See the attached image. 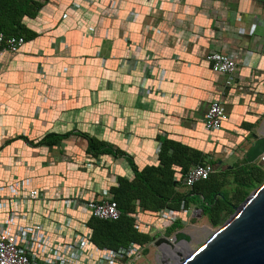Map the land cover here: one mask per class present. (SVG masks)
I'll return each mask as SVG.
<instances>
[{"label": "crops", "instance_id": "0c3cea01", "mask_svg": "<svg viewBox=\"0 0 264 264\" xmlns=\"http://www.w3.org/2000/svg\"><path fill=\"white\" fill-rule=\"evenodd\" d=\"M24 23L36 36L0 54V223L6 234L41 226L39 257L68 242L70 229H55L66 213L87 233L88 214L65 210L63 196L109 198L132 164L156 163L162 139L208 154L215 169L264 130V0H47ZM210 52L235 59L232 79L211 69ZM214 99L225 118L209 134L202 121ZM46 134L58 140L40 143ZM88 137L104 152L88 153ZM20 184L44 198L16 206ZM151 224L153 235L170 223Z\"/></svg>", "mask_w": 264, "mask_h": 264}, {"label": "trees", "instance_id": "16d2710c", "mask_svg": "<svg viewBox=\"0 0 264 264\" xmlns=\"http://www.w3.org/2000/svg\"><path fill=\"white\" fill-rule=\"evenodd\" d=\"M46 1L0 0V32L33 39L36 32L25 25L24 19L34 18ZM57 140V135L46 134L39 142L51 145ZM102 146V142L88 137V153H102ZM207 157L208 154L179 141L162 139L155 164L142 168L132 164V176H117L115 184L109 187L119 217L110 220L87 215L82 221L90 244L98 250H116L134 243L145 246V253L153 238L150 224L159 217V211L169 209L180 213L193 202L211 225H221L264 181V164L248 163L243 156L228 167H216L206 179L194 183L190 191L182 190L185 173L190 167L204 163ZM208 160L214 165V161ZM181 222V219L172 221L164 233L170 235L181 227Z\"/></svg>", "mask_w": 264, "mask_h": 264}, {"label": "built area", "instance_id": "2783aa9c", "mask_svg": "<svg viewBox=\"0 0 264 264\" xmlns=\"http://www.w3.org/2000/svg\"><path fill=\"white\" fill-rule=\"evenodd\" d=\"M23 44L24 38L22 36H5L0 32V54L4 52L16 53ZM205 58L214 72L227 75L229 79H232L237 72L238 63L226 53L210 52ZM147 72L150 74L151 68L148 67ZM163 75L164 73L161 71L156 77L157 80L161 81L164 78ZM146 79L147 77H144L139 85V92L141 93L150 90L149 86L145 84ZM224 118L223 102L220 99L210 101L204 113L203 129L209 134L219 130ZM261 136H264V130L261 131ZM208 159L209 157L206 158L204 163L190 167L182 177L181 185L186 190H190L194 183L206 179L213 172L214 167ZM259 161L264 164V152L259 156ZM23 189V185L20 184V193L10 198L16 206L26 200L44 198L43 189H31L25 191L24 194ZM61 202L65 210L87 213L100 219L114 220L120 215L117 205L111 197L87 198L84 197L80 189H75L63 196ZM198 212L197 208H193L190 215L198 214ZM12 214H9V218ZM177 214L169 209H162L159 211L158 216L165 222L171 223L178 219ZM181 220L183 221V219ZM73 222L74 218L66 213L60 222L55 223L56 231H60L63 227L70 229L69 240L62 245L60 251L54 247H48L41 257H39L42 254L40 251L41 246H39L42 242L39 240L41 226L36 225L30 231L20 227L12 233L6 234V223H0V264H138L142 259L145 246H138L134 243L116 250L96 249L90 244L87 233L81 234L72 225ZM158 233H164V231H157L155 235H158ZM173 236L174 233L167 237L171 244L160 243L155 245L154 239L158 237L152 239L151 243L162 251L165 247L171 248L174 243Z\"/></svg>", "mask_w": 264, "mask_h": 264}, {"label": "water", "instance_id": "95a60500", "mask_svg": "<svg viewBox=\"0 0 264 264\" xmlns=\"http://www.w3.org/2000/svg\"><path fill=\"white\" fill-rule=\"evenodd\" d=\"M252 136L253 143L244 152L248 163L259 160L264 152V136ZM198 210L202 214V210ZM182 232L174 233V242L184 235ZM185 237L189 241L192 238L188 234ZM160 243L171 244L163 236L154 239L155 245ZM177 264H264V181L235 207L210 237Z\"/></svg>", "mask_w": 264, "mask_h": 264}, {"label": "rangeland", "instance_id": "374dc122", "mask_svg": "<svg viewBox=\"0 0 264 264\" xmlns=\"http://www.w3.org/2000/svg\"><path fill=\"white\" fill-rule=\"evenodd\" d=\"M233 162H235L234 158L231 157L226 160L228 165H231ZM255 162L260 161L256 160ZM78 217H81V215L79 214ZM157 219H159V217L155 220L157 221ZM219 226L220 225H211L207 217L199 212L198 214L190 215L188 218H183L181 227L173 230L171 233L173 234L177 231H183L182 233L184 235L175 241L176 247L165 250L162 253V251L158 250L157 247L150 242L138 264H177L181 258H184L197 248L200 242L210 237ZM156 232L157 231L153 232V237H162L163 235V237L167 238L171 235H166L165 233H158V235H155ZM187 234L192 236L190 241L185 237Z\"/></svg>", "mask_w": 264, "mask_h": 264}, {"label": "bare ground", "instance_id": "6f19581e", "mask_svg": "<svg viewBox=\"0 0 264 264\" xmlns=\"http://www.w3.org/2000/svg\"><path fill=\"white\" fill-rule=\"evenodd\" d=\"M176 247V242L173 243V245L171 246V248H174ZM170 249V247H165L163 250H162V253L165 251V250H168Z\"/></svg>", "mask_w": 264, "mask_h": 264}]
</instances>
